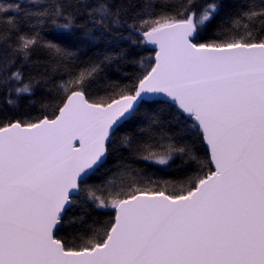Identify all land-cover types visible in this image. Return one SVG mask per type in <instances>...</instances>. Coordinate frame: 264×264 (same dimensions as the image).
Returning <instances> with one entry per match:
<instances>
[{
  "label": "snow or ice",
  "instance_id": "6c2138e0",
  "mask_svg": "<svg viewBox=\"0 0 264 264\" xmlns=\"http://www.w3.org/2000/svg\"><path fill=\"white\" fill-rule=\"evenodd\" d=\"M0 264H264V0H0Z\"/></svg>",
  "mask_w": 264,
  "mask_h": 264
}]
</instances>
